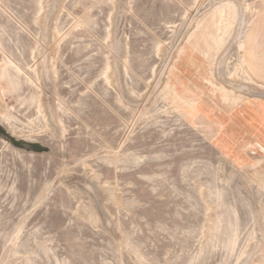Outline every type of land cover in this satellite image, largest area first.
I'll return each mask as SVG.
<instances>
[{
	"label": "rangeland",
	"instance_id": "obj_1",
	"mask_svg": "<svg viewBox=\"0 0 264 264\" xmlns=\"http://www.w3.org/2000/svg\"><path fill=\"white\" fill-rule=\"evenodd\" d=\"M0 264H264V0H0Z\"/></svg>",
	"mask_w": 264,
	"mask_h": 264
}]
</instances>
